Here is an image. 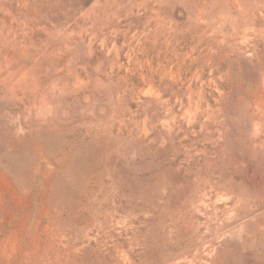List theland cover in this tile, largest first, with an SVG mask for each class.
I'll return each mask as SVG.
<instances>
[{"label": "rangeland", "instance_id": "374dc122", "mask_svg": "<svg viewBox=\"0 0 264 264\" xmlns=\"http://www.w3.org/2000/svg\"><path fill=\"white\" fill-rule=\"evenodd\" d=\"M0 264H264V0H0Z\"/></svg>", "mask_w": 264, "mask_h": 264}]
</instances>
